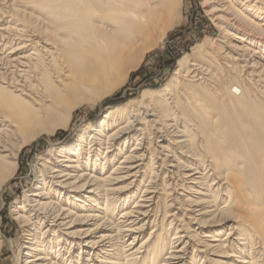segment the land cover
<instances>
[{"label":"bare ground","instance_id":"1","mask_svg":"<svg viewBox=\"0 0 264 264\" xmlns=\"http://www.w3.org/2000/svg\"><path fill=\"white\" fill-rule=\"evenodd\" d=\"M183 4L0 0V192L28 146L128 81ZM204 5L221 44L40 158L16 264H264V0Z\"/></svg>","mask_w":264,"mask_h":264},{"label":"rangeland","instance_id":"2","mask_svg":"<svg viewBox=\"0 0 264 264\" xmlns=\"http://www.w3.org/2000/svg\"><path fill=\"white\" fill-rule=\"evenodd\" d=\"M208 11L204 0H184L179 22L174 28L166 29L163 38L147 50L143 62L132 71L128 81L114 95L98 104H86L76 112L68 128L59 130L55 135H43L24 150L16 167L15 178L0 192V232L4 237L0 264H16L20 247L24 243L23 237L26 235L22 224L15 219L14 210L36 186L40 158L49 156L52 148L77 140L89 123L101 121L110 108L140 99L144 90H159L168 85L183 58L188 57L190 61L196 59V48H211L213 46L210 42L214 40L221 44L223 31L217 27V22ZM6 23L1 21L0 30L5 28L3 25ZM161 219L158 222L165 224L164 234L173 235L174 230L167 231L170 223ZM229 229L226 227L219 230L225 231L223 236L226 237ZM151 231L146 232V237ZM79 252L76 249L73 251L75 256Z\"/></svg>","mask_w":264,"mask_h":264}]
</instances>
